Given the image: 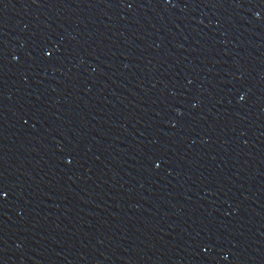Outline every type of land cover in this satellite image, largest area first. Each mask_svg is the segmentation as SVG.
Listing matches in <instances>:
<instances>
[{
	"label": "water",
	"instance_id": "95a60500",
	"mask_svg": "<svg viewBox=\"0 0 264 264\" xmlns=\"http://www.w3.org/2000/svg\"><path fill=\"white\" fill-rule=\"evenodd\" d=\"M0 264H264V0H0Z\"/></svg>",
	"mask_w": 264,
	"mask_h": 264
}]
</instances>
